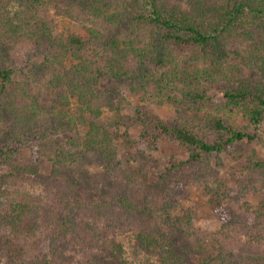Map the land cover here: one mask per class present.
Instances as JSON below:
<instances>
[{
  "label": "trees",
  "instance_id": "trees-1",
  "mask_svg": "<svg viewBox=\"0 0 264 264\" xmlns=\"http://www.w3.org/2000/svg\"><path fill=\"white\" fill-rule=\"evenodd\" d=\"M75 7L101 23L59 34L51 12L74 20ZM22 40L39 62L19 73L9 45ZM216 89L240 121L202 115ZM124 91L142 95L134 115L125 114ZM151 98L168 101L172 121L153 113ZM262 124L264 0H0V264H128L120 241L128 234L134 252L158 264L209 250L215 264H264V210L243 202L264 191V159L247 154L231 173L233 189L212 168L236 144L263 141ZM161 140L188 158L148 183ZM25 147L49 157L46 178L38 164L18 163ZM87 154L98 173L83 170ZM183 166L217 184L205 187L218 231L197 227L190 210L175 214Z\"/></svg>",
  "mask_w": 264,
  "mask_h": 264
},
{
  "label": "rangeland",
  "instance_id": "rangeland-1",
  "mask_svg": "<svg viewBox=\"0 0 264 264\" xmlns=\"http://www.w3.org/2000/svg\"><path fill=\"white\" fill-rule=\"evenodd\" d=\"M66 6V5H65ZM75 18L71 19L70 17L58 16L55 14L53 10L51 12L52 17L56 20L57 29L56 31L59 34L69 35L73 32L83 34L86 30L85 28H93L98 26L101 23V19H95L91 16L84 14L83 10L79 7H75ZM10 48V56L13 61V65L20 73V70H24L27 66L30 67L39 62V58L33 56V46L29 41H17L13 42L9 45ZM20 75V74H19ZM20 78H23L21 76ZM229 85L228 82H223V86ZM223 86L221 88H223ZM128 97L130 105L126 108L125 114L134 115L135 109L141 103L140 99L142 95H131L129 92L124 91ZM215 103L210 105L202 115L205 113L211 116L218 115H226L230 116L232 119L240 121V115H231L224 109V100L222 97V89H216ZM74 104V100H72V105ZM152 109L155 115L160 116L165 122H170L174 118L175 112L172 106L168 103L167 100H164L162 104H159L157 99H150V103L148 104ZM107 110L104 111V114L101 120L98 121V124H104L107 122ZM86 128H80L79 132L84 133ZM131 136L133 138L139 137V130H134L131 132ZM261 138L264 141V124L261 126ZM71 139L70 135H63L57 138L61 145H65V143ZM262 140L256 141L254 143L251 142H243L236 144L231 152L222 155L221 163L222 166H216V161L212 162V168H215L218 173V179L228 188L233 189L234 184L231 181V173L233 169H239L244 166V158L247 154L255 151L258 155L259 159H264V143ZM120 156L124 159H127L130 156V151L124 149V146H119ZM89 158V163L85 162L83 165V170H89V172L95 174L102 170L101 163L93 161V157L90 154H87ZM188 158L185 148H182L178 145V143L171 142L169 140H161L157 145V150L153 153L152 160L148 163L145 172L148 175L147 182L152 183L156 180V177L164 171L171 167L176 166L180 162H185ZM18 163L28 164V163H36L41 168V175L46 178L50 173V163L49 157L41 158L37 155L36 149L31 147H25L20 155L17 158ZM1 162V159H0ZM100 164V165H99ZM134 169L137 166L133 167ZM6 170V169H5ZM177 175L183 178L184 192L183 197L179 202V206L175 211V214L182 215L185 211L190 210L195 219V225L202 230L211 233L218 231L220 228V211L213 209V204L210 203L211 195L207 193L206 187L216 189L217 184L214 183L213 180H208L205 183L202 181H196L195 179H191L189 166H183L179 169H176ZM144 172V173H145ZM29 190L41 189V187H34V184L27 186ZM11 190L8 193H13ZM243 202L250 206L253 210H264V191L260 193H247L243 197ZM120 241L124 245L126 251V259L128 264H158L155 256L151 254L145 253H135L132 248L131 236L125 235L121 236ZM177 241H182L177 239ZM185 245V244H184ZM182 245V246H184ZM182 256L184 254H181ZM187 264H201L204 261L211 262L212 261V251L203 252L201 254L193 255L190 258H186ZM215 264V263H210Z\"/></svg>",
  "mask_w": 264,
  "mask_h": 264
}]
</instances>
